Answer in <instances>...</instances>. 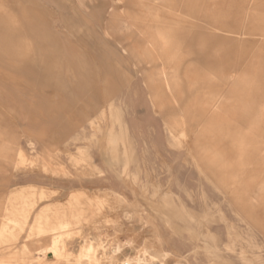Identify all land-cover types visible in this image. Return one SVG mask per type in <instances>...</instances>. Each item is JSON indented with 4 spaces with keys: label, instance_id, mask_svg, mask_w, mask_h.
Returning a JSON list of instances; mask_svg holds the SVG:
<instances>
[{
    "label": "rangeland",
    "instance_id": "374dc122",
    "mask_svg": "<svg viewBox=\"0 0 264 264\" xmlns=\"http://www.w3.org/2000/svg\"><path fill=\"white\" fill-rule=\"evenodd\" d=\"M127 260L264 264V0H0V264Z\"/></svg>",
    "mask_w": 264,
    "mask_h": 264
},
{
    "label": "bare ground",
    "instance_id": "6f19581e",
    "mask_svg": "<svg viewBox=\"0 0 264 264\" xmlns=\"http://www.w3.org/2000/svg\"><path fill=\"white\" fill-rule=\"evenodd\" d=\"M89 249V248H88ZM51 250V249H50ZM88 251V250H87ZM55 252V251H54ZM124 264H130V261L129 260H127V261H125L124 262ZM138 264V263H137Z\"/></svg>",
    "mask_w": 264,
    "mask_h": 264
},
{
    "label": "built area",
    "instance_id": "2783aa9c",
    "mask_svg": "<svg viewBox=\"0 0 264 264\" xmlns=\"http://www.w3.org/2000/svg\"><path fill=\"white\" fill-rule=\"evenodd\" d=\"M122 264H124V263H122Z\"/></svg>",
    "mask_w": 264,
    "mask_h": 264
}]
</instances>
